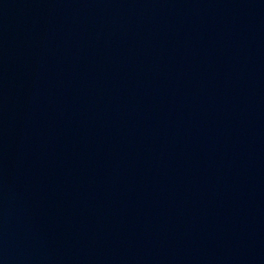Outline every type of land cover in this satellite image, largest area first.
<instances>
[{"label": "water", "instance_id": "obj_1", "mask_svg": "<svg viewBox=\"0 0 264 264\" xmlns=\"http://www.w3.org/2000/svg\"><path fill=\"white\" fill-rule=\"evenodd\" d=\"M0 264H205L144 0H0Z\"/></svg>", "mask_w": 264, "mask_h": 264}]
</instances>
